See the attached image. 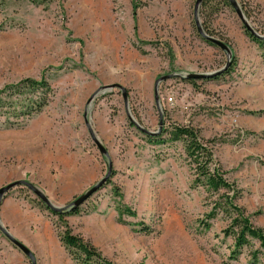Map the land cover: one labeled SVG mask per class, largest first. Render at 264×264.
I'll list each match as a JSON object with an SVG mask.
<instances>
[{
	"label": "rangeland",
	"instance_id": "374dc122",
	"mask_svg": "<svg viewBox=\"0 0 264 264\" xmlns=\"http://www.w3.org/2000/svg\"><path fill=\"white\" fill-rule=\"evenodd\" d=\"M225 1H203L198 9L204 31L232 50L221 74L201 79L185 76L218 70L228 57L198 33L195 0H0V89L26 77L46 78L53 89L31 116L21 110L13 118L0 108V187L25 180L54 206L67 205L105 175L109 161L104 185L63 218L108 259L264 264L255 239L235 250L228 232L235 213L226 202L232 191L197 185L182 142L167 134L171 126L190 125L213 139L214 160L238 190L233 203L264 229V43L253 40ZM236 1L264 35V0ZM167 74L184 77L160 81L155 93V80ZM115 83L125 88L127 107L121 90L109 88ZM85 112L108 159L89 135ZM129 116L156 133H143ZM46 207L24 185L0 201V225L32 252L35 264L44 259L18 228L49 235L56 250L53 236L62 221ZM123 207L134 214L118 217ZM0 264H31L1 230Z\"/></svg>",
	"mask_w": 264,
	"mask_h": 264
},
{
	"label": "trees",
	"instance_id": "16d2710c",
	"mask_svg": "<svg viewBox=\"0 0 264 264\" xmlns=\"http://www.w3.org/2000/svg\"><path fill=\"white\" fill-rule=\"evenodd\" d=\"M203 1V4H205L207 0ZM225 3L230 4L228 0L225 1ZM241 8L246 17H249L245 8L243 6H241ZM202 27L204 30L207 29L205 21H202ZM249 35L257 43H264L263 39L256 38L250 33ZM234 63L235 58L232 57V64ZM51 94H53V89L50 87L46 78L37 80L26 77L0 89V108H5L6 113L13 118L19 116L21 110H23V113L27 114V116H31L35 112H39V110L46 105L49 99L48 96ZM17 103L21 107L18 112L15 110V105L17 106ZM11 122L14 123L18 121L13 120ZM167 134L170 140L182 142L187 158L194 165V182L197 185H204L213 192H217L220 189L232 191V195L226 202L235 213L231 221L232 228L228 231L234 236L235 250H239V248L244 245H249L250 239L257 240L259 246L264 249V229L253 225L249 215L245 214L243 208L235 205L232 201V199L236 197L238 190L233 183L229 182L224 177V172L214 160L213 147L215 141L213 139H203L200 137L199 131L190 125L171 126ZM117 194H119V191H117ZM79 207L63 211H53L46 207L50 213L57 216L58 219L62 221L61 225L63 226V230L58 232L57 236L65 251L75 264H117L105 257L98 248L84 239L80 234L73 233L67 222L63 220L64 216L67 214H77L79 212ZM123 213L128 215L134 214L128 208H118V217ZM256 213L257 211L253 214ZM252 258L254 261L256 260L257 251L252 252Z\"/></svg>",
	"mask_w": 264,
	"mask_h": 264
},
{
	"label": "water",
	"instance_id": "95a60500",
	"mask_svg": "<svg viewBox=\"0 0 264 264\" xmlns=\"http://www.w3.org/2000/svg\"><path fill=\"white\" fill-rule=\"evenodd\" d=\"M203 0H195L194 3V21H195V26L196 29L198 31V33L208 42L218 46L220 49H222L223 51H225L226 55H227V60H226V64L224 65V67L215 70L213 72H209V73H192V74H188L185 77L187 78H208V77H213L216 75L221 74L229 65L230 63V59L232 56V50L229 47L228 44L224 43L223 41L207 34L204 29L202 28V25L198 19V9L199 6L201 4ZM228 2L230 3V5L233 7L237 17L240 19L241 23L243 24V26L245 27L246 31H248L252 36L259 38V39H263L264 40V35L259 34L256 29L250 24V22L248 21L246 15L244 14V12L242 11L240 5L238 4V2L236 0H228ZM174 76H178V77H184L182 75L179 74H167V75H163L158 77L155 80V93H156V87L157 84L165 79H169L171 77ZM114 87H118L123 95L124 98V105L125 107H127V102H126V90L124 87H122L121 85L115 83V84H111L109 85V88H114ZM155 99H157V96L155 94ZM157 109H158V115H159V127H158V131L162 130V111L160 109L159 106V102L156 103ZM84 119L85 122L87 124V129L89 131V135L92 139V141L94 142V144L96 145V147L98 148L99 152L106 158L108 159L109 157V153L107 148L98 140V138L96 137L94 131L92 130L88 120H87V113H84ZM129 119L136 125V127L142 131L143 133L147 134V135H154L156 132H152L149 131L143 127H141L140 125H138V123L136 121H134L131 116H129ZM111 163L108 161V165H107V171L105 173V175L98 181L96 182L94 185H92L88 190H86L84 193L80 194L78 197H76L73 201H71L70 203H68L67 205H61V206H54L53 204L50 203V201L48 200V198L46 197V195L44 193H42V191H40L35 185H33L32 183L25 181V180H17V181H13L11 183H8L5 186L0 187V201L1 198L3 196V194L11 189L14 186L17 185H24L26 186L32 193L35 194L36 197H38V199H40L43 203H45V205L50 208L53 211H63V210H70V209H74L79 207L80 205H82L83 203H85L96 191H98L106 182V180L110 177V172H111ZM0 230L3 233V235L18 249H20L31 261V264H35V260H34V256L32 254V252L20 241H18L17 239H15L12 235H10L8 233V231L2 227L0 225Z\"/></svg>",
	"mask_w": 264,
	"mask_h": 264
},
{
	"label": "crops",
	"instance_id": "0c3cea01",
	"mask_svg": "<svg viewBox=\"0 0 264 264\" xmlns=\"http://www.w3.org/2000/svg\"><path fill=\"white\" fill-rule=\"evenodd\" d=\"M18 228V226H16ZM20 229L21 233H22V239L24 240L23 242L25 244L28 243V245L32 246L33 249H37L36 251H38V256L39 258H42L44 260L43 263L44 264H68L66 257L61 253L60 251V245L61 244L59 242L58 237L56 238L55 236H53V240L57 241L56 242V250H50L49 248V244H48V236L41 233V234H34L32 236H28L27 234H25L24 232H22V227L18 228ZM38 231V230H37ZM40 231L42 232V229L40 228ZM40 245H42V248H39ZM38 258V257H37ZM68 259V258H67Z\"/></svg>",
	"mask_w": 264,
	"mask_h": 264
},
{
	"label": "built area",
	"instance_id": "2783aa9c",
	"mask_svg": "<svg viewBox=\"0 0 264 264\" xmlns=\"http://www.w3.org/2000/svg\"><path fill=\"white\" fill-rule=\"evenodd\" d=\"M168 101H171V99H168Z\"/></svg>",
	"mask_w": 264,
	"mask_h": 264
}]
</instances>
